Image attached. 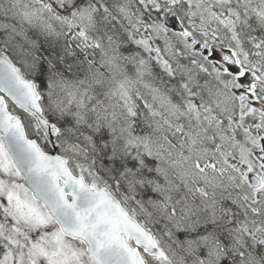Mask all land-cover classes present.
<instances>
[{"label":"snow or ice","instance_id":"1","mask_svg":"<svg viewBox=\"0 0 264 264\" xmlns=\"http://www.w3.org/2000/svg\"><path fill=\"white\" fill-rule=\"evenodd\" d=\"M0 264H264V0H0Z\"/></svg>","mask_w":264,"mask_h":264}]
</instances>
